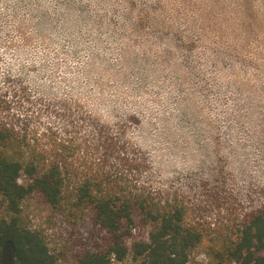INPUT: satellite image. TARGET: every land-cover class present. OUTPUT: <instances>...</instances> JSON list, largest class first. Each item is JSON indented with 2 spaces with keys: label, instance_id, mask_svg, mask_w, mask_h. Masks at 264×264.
Wrapping results in <instances>:
<instances>
[{
  "label": "rangeland",
  "instance_id": "374dc122",
  "mask_svg": "<svg viewBox=\"0 0 264 264\" xmlns=\"http://www.w3.org/2000/svg\"><path fill=\"white\" fill-rule=\"evenodd\" d=\"M0 122L72 143L77 167L113 140L127 180L184 203L204 233L190 259L210 264L264 207V0H0ZM22 210L57 264L107 238L91 210L72 225L34 197Z\"/></svg>",
  "mask_w": 264,
  "mask_h": 264
},
{
  "label": "trees",
  "instance_id": "16d2710c",
  "mask_svg": "<svg viewBox=\"0 0 264 264\" xmlns=\"http://www.w3.org/2000/svg\"><path fill=\"white\" fill-rule=\"evenodd\" d=\"M23 135L0 122L1 264L58 263L43 233L25 221L22 205L33 197L71 225L91 210L107 234L97 250L68 264H121L129 256L146 264H200L191 261L190 254L202 244L204 233L187 222L184 203L178 198L162 201L138 179L127 180V172L117 168L127 164L137 170L119 157L124 152L113 140H99L97 148L83 153L77 167L72 143L58 139L31 145ZM231 230L206 247L210 264H264V207Z\"/></svg>",
  "mask_w": 264,
  "mask_h": 264
}]
</instances>
